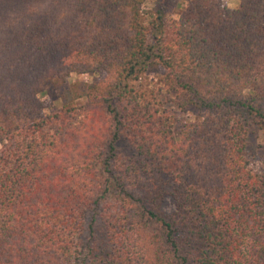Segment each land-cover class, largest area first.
<instances>
[{
    "label": "trees",
    "instance_id": "1",
    "mask_svg": "<svg viewBox=\"0 0 264 264\" xmlns=\"http://www.w3.org/2000/svg\"><path fill=\"white\" fill-rule=\"evenodd\" d=\"M236 1L0 0V264H264V0Z\"/></svg>",
    "mask_w": 264,
    "mask_h": 264
},
{
    "label": "rangeland",
    "instance_id": "2",
    "mask_svg": "<svg viewBox=\"0 0 264 264\" xmlns=\"http://www.w3.org/2000/svg\"><path fill=\"white\" fill-rule=\"evenodd\" d=\"M185 0H157L159 4L164 7L165 15L176 16L179 12V5L183 4ZM222 2L231 8L237 5L236 0H222ZM162 76V70L155 68L148 70L140 74L136 79L130 80L128 83L132 88L144 97L149 95V89L155 88L159 84V80ZM94 77L88 74H70L66 79V82L58 88H54L49 84L44 85L45 93L40 96L45 102L49 103L50 108L56 109L60 107L64 102L78 106L84 102L82 97V90L86 83L90 82ZM162 105L168 110H173L167 103L164 102L161 97ZM195 111L189 113L190 119L194 117ZM185 113L172 112V116L175 118L174 127H178L182 120L186 119ZM247 165L250 169L259 170L262 167L264 161V127H253L247 137ZM116 148L122 154H129L131 149L128 147L125 141H118ZM172 207L170 199L164 198L162 202V208L166 211Z\"/></svg>",
    "mask_w": 264,
    "mask_h": 264
}]
</instances>
